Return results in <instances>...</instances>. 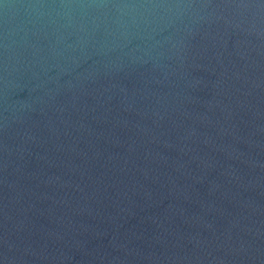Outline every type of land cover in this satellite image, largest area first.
Listing matches in <instances>:
<instances>
[{
    "label": "water",
    "instance_id": "95a60500",
    "mask_svg": "<svg viewBox=\"0 0 264 264\" xmlns=\"http://www.w3.org/2000/svg\"><path fill=\"white\" fill-rule=\"evenodd\" d=\"M0 264H264V0H0Z\"/></svg>",
    "mask_w": 264,
    "mask_h": 264
}]
</instances>
